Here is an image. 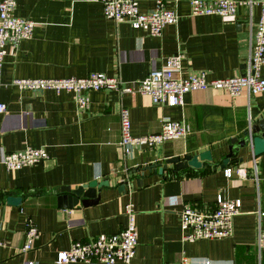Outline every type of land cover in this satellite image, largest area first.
<instances>
[{"label":"crops","instance_id":"0c3cea01","mask_svg":"<svg viewBox=\"0 0 264 264\" xmlns=\"http://www.w3.org/2000/svg\"><path fill=\"white\" fill-rule=\"evenodd\" d=\"M15 1V16L35 26L32 37L4 60L0 102L6 113L0 115V159L3 153L25 148L44 149L48 158L19 170H7L0 161V264H56L58 253L72 243L122 231L127 222L124 206L129 203L135 211L137 235L130 264H173L182 259L188 264H264V252L256 250L258 230L264 232V216L260 217L264 153L254 157L245 147L221 167L230 140L241 137L249 124L264 116V92L231 97L224 90L193 91L183 95L182 106L166 107L141 94L91 91L88 108L81 111L72 92L21 91L13 85L15 79L81 78L91 73L117 77L129 85L160 69L177 53L185 57L182 77L200 71L208 80L239 76L250 55L259 7L240 6L234 17H191V0H160L177 12L178 22L166 25L159 37H151L127 23L106 19L100 0ZM156 1L139 0V11H152ZM260 75L264 80V66ZM122 108L129 112L132 136L157 133L164 121H183L190 134L125 155L118 145ZM205 151H210L212 161L200 169L175 172L168 165L162 174L143 171L172 157ZM226 169L232 171L230 177L225 176ZM91 181H108L97 204L57 206L62 187L75 189ZM121 184L123 192L118 191ZM218 195L240 200L231 236L184 242L183 206L210 211ZM9 197L21 199L20 204L9 205ZM29 219L39 238L23 255Z\"/></svg>","mask_w":264,"mask_h":264},{"label":"built area","instance_id":"2783aa9c","mask_svg":"<svg viewBox=\"0 0 264 264\" xmlns=\"http://www.w3.org/2000/svg\"><path fill=\"white\" fill-rule=\"evenodd\" d=\"M103 15L115 24L127 23L135 30H141L151 37H159L166 25H176L178 15L174 9L167 8L160 0L155 8L147 13L139 11V0H100ZM259 7V19L253 25L250 55L245 63L244 73L225 79L208 80L206 73L194 72L182 77V61L184 55L177 53L165 60L160 69L151 70L140 80L125 84L117 77H107L91 73L86 77H69L62 79H15L13 85L21 91L55 92L67 91L75 95V102L81 111L89 105L88 92L111 91L120 93L141 94L148 96L157 106L177 107L183 105V95L193 91L208 89L224 90L231 97L245 94L247 97L257 96L264 92V80L260 70L264 66V0H191L190 15L234 17L240 6ZM15 0H0V81L5 57L17 53L20 45L32 37L35 23L14 14ZM1 86V82H0ZM6 113V105L0 102V115ZM120 141L119 147L125 155L135 148L154 149L166 142L184 140L190 134L185 122L164 121L161 130L154 134L135 137L130 133V119L127 109L119 111ZM48 158L44 149L25 148L16 152L3 153L1 163L7 170H19L23 167L37 165ZM232 171L226 169V177ZM240 173V171L238 172ZM257 180V176L255 177ZM264 180V177H263ZM240 200H228L222 195L216 197L210 211H202L190 205H184L180 212V230L184 242L200 240H220L231 236L233 218L238 215ZM126 227L117 234L98 235L89 242L76 241L66 251L58 253L56 264L92 263L114 264L121 261L130 264L135 257L137 235L135 211L131 203L124 206ZM264 213H260V217ZM25 242L21 253L26 255L33 249L39 231L32 220H28L24 231ZM256 250L264 252V232L258 230ZM23 264H34L25 261ZM173 264H188L182 259ZM206 264H209L208 262Z\"/></svg>","mask_w":264,"mask_h":264},{"label":"water","instance_id":"95a60500","mask_svg":"<svg viewBox=\"0 0 264 264\" xmlns=\"http://www.w3.org/2000/svg\"><path fill=\"white\" fill-rule=\"evenodd\" d=\"M245 147H248L251 150V154L254 157L260 156L264 153V116L254 123L249 124L248 128L242 132L241 137H235L230 140L229 153L226 158L222 160L221 167L224 168L229 164L230 158L234 157L240 149ZM211 161L212 157L210 151H205L198 155H185L183 158L172 157L166 159L163 164L146 167L143 171L153 170L158 174H162L163 171L167 169L168 165H172L175 172L187 168L200 169L204 162ZM239 161L242 160L240 159ZM137 170L138 169H135V172H137ZM107 186L108 181H91L88 184L75 189L62 187L60 189L62 195L57 198V206L60 208H72L79 203L82 206L95 205L100 200V189ZM124 190V185L121 184L118 191L123 192ZM20 202L21 199L19 198L9 197L7 199V203L13 206L19 205Z\"/></svg>","mask_w":264,"mask_h":264}]
</instances>
